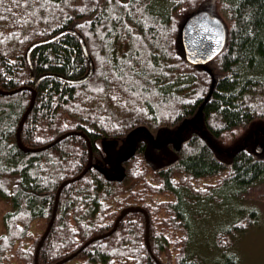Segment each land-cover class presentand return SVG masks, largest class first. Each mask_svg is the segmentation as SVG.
Segmentation results:
<instances>
[{"label":"trees","instance_id":"1","mask_svg":"<svg viewBox=\"0 0 264 264\" xmlns=\"http://www.w3.org/2000/svg\"><path fill=\"white\" fill-rule=\"evenodd\" d=\"M201 10L226 32L204 66L187 62L180 43ZM0 91V201L10 205L0 264H35L59 186L88 164V141L93 165L60 190L38 264L73 253L62 264H236L223 249L256 212L216 230L222 255L207 262L187 252V209L191 197L264 184V0H0ZM33 91L21 144L48 147L24 152L16 132ZM139 129L149 139L109 176L96 138ZM159 137L168 139L150 143ZM156 149L166 154L159 166Z\"/></svg>","mask_w":264,"mask_h":264},{"label":"rangeland","instance_id":"2","mask_svg":"<svg viewBox=\"0 0 264 264\" xmlns=\"http://www.w3.org/2000/svg\"><path fill=\"white\" fill-rule=\"evenodd\" d=\"M140 139H149L148 134L143 129L135 131L126 138H96L95 145L100 151L106 173L109 176H117V170L119 167L117 165L118 162L132 151L133 145ZM166 139L168 138L159 137L149 141L151 144L157 146L161 145ZM157 151V149L153 150L154 153H150L149 157L152 161L156 162V165L159 166L166 162V154H164V152L161 154ZM219 189L221 190H214L212 192L211 197L213 199L208 201L205 200L206 197L197 199L189 196L191 197L192 207L187 209V215H189L191 223V242L187 248V252L189 254H196L202 259H206L207 262L219 259L222 252L217 250L215 246L216 230L228 226L230 223L238 220L242 215L247 213L248 210L252 209L256 212L258 217L255 225L251 229L235 234L228 243V247L223 250L224 254L235 255L236 264H264V184L251 187L238 197L231 196L230 191L226 188ZM187 197L188 196H184V200H186ZM55 202L57 203L56 197ZM9 209V204L0 201V235L4 233V227L2 224L3 215ZM60 262L59 264H62Z\"/></svg>","mask_w":264,"mask_h":264},{"label":"water","instance_id":"3","mask_svg":"<svg viewBox=\"0 0 264 264\" xmlns=\"http://www.w3.org/2000/svg\"><path fill=\"white\" fill-rule=\"evenodd\" d=\"M225 41H226V32H225V28H224L222 21L217 16L209 13L206 10L198 11L192 14L191 16H189L187 20L184 22V24L182 25L181 30H180V43L182 46L184 57L187 60V62H189L192 65L204 66L205 64L213 60L223 50L225 46ZM0 93L3 94L5 92L0 91ZM9 93H14V92H9ZM34 98H35V92L33 91L31 102L29 106L27 107L19 123L17 132H16V140H17L18 147L24 152H39L40 150H43L44 148L48 147L46 146V147H42L38 149H29V148L24 147L20 141V130H21L24 120L26 119L29 111L31 110L33 106ZM256 150L258 153H260L263 150V144H259ZM91 157H92V149H91V146L89 145V162H88L87 167L83 170L81 174H79L74 179L67 180L61 184L60 188L58 189L56 193V201H57V197L60 193L61 188L66 183H70L72 181L79 179L91 167L92 165ZM56 205L57 203L55 202V207L53 210V214H52L49 226L36 247L35 256H34L35 264H37V253L40 249L41 243L46 237L50 229V226L52 224L55 211H56ZM133 210H134L133 208H128V209L123 210L121 214L119 215V217L117 218V220L115 221V224L112 230L107 235H109L112 231L115 230L117 223L126 215L127 212H131ZM138 211L143 212L142 210H138ZM144 215H145V225H146V244H147L149 253L152 255L149 245H148V217L145 213ZM95 239L96 238L91 239L88 243L92 242ZM75 254L76 253H73L68 258H65L64 260H62L60 263L65 262L69 258H72ZM56 264H59V262Z\"/></svg>","mask_w":264,"mask_h":264},{"label":"bare ground","instance_id":"4","mask_svg":"<svg viewBox=\"0 0 264 264\" xmlns=\"http://www.w3.org/2000/svg\"><path fill=\"white\" fill-rule=\"evenodd\" d=\"M89 145L91 146V144H90V142L88 141V147H89ZM91 149H92V147H91ZM74 179V178H73ZM78 180V179H77ZM76 181V180H75ZM73 182V181H72Z\"/></svg>","mask_w":264,"mask_h":264},{"label":"snow or ice","instance_id":"5","mask_svg":"<svg viewBox=\"0 0 264 264\" xmlns=\"http://www.w3.org/2000/svg\"><path fill=\"white\" fill-rule=\"evenodd\" d=\"M120 2H122V3H123V2H124V0H120Z\"/></svg>","mask_w":264,"mask_h":264}]
</instances>
